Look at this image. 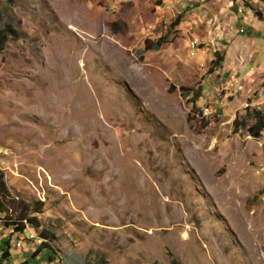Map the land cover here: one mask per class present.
<instances>
[{
    "label": "rangeland",
    "instance_id": "obj_1",
    "mask_svg": "<svg viewBox=\"0 0 264 264\" xmlns=\"http://www.w3.org/2000/svg\"><path fill=\"white\" fill-rule=\"evenodd\" d=\"M5 22L4 216L55 236L31 257L0 214L4 264H264V0H0Z\"/></svg>",
    "mask_w": 264,
    "mask_h": 264
},
{
    "label": "trees",
    "instance_id": "obj_2",
    "mask_svg": "<svg viewBox=\"0 0 264 264\" xmlns=\"http://www.w3.org/2000/svg\"><path fill=\"white\" fill-rule=\"evenodd\" d=\"M259 14H262L263 11L260 10V8H256ZM17 32L15 27L10 23V22H5L2 26H0V50L3 48L6 40L8 37L11 36H16ZM162 40V38H158L155 41H151L152 43L150 44L151 47L156 48L159 44V42ZM219 60L218 65L221 64L222 61V55L218 56ZM256 113L255 115V122L249 126V129L251 131V134L255 136L261 135L262 131L264 130V112L261 110H254ZM14 199L10 196L9 189L4 181L3 174L0 171V214L3 215L5 222H3V226L5 228H10L11 232H16V239L21 240L23 238L27 239V230L32 229L36 231L37 235L41 237L42 239L40 242H38L35 245V248L31 251L30 256L33 257L37 255L42 249L45 248H51L53 251V246L51 244L52 239L54 238L55 234L54 232L47 228L42 226L43 222L41 218L37 214H35L36 211H39L40 209L37 207H33L28 204L24 205H18V211L16 210L17 215L14 218L10 217H5L8 213V210L11 208L12 210H15L14 208ZM10 236L7 237H2L0 238V250H1V255H0V264H4V259H7L10 255V246L12 244L10 243ZM29 239V238H28ZM22 241V240H21ZM171 254V253H170ZM171 261L174 264H178L176 258L173 257L171 254ZM27 259L24 261L18 263V264H26ZM154 264H159L155 262ZM165 264V263H164Z\"/></svg>",
    "mask_w": 264,
    "mask_h": 264
},
{
    "label": "built area",
    "instance_id": "obj_3",
    "mask_svg": "<svg viewBox=\"0 0 264 264\" xmlns=\"http://www.w3.org/2000/svg\"><path fill=\"white\" fill-rule=\"evenodd\" d=\"M29 237H33V235L29 233ZM34 237H36L37 242H40L41 238L39 236L35 235Z\"/></svg>",
    "mask_w": 264,
    "mask_h": 264
},
{
    "label": "clouds",
    "instance_id": "obj_4",
    "mask_svg": "<svg viewBox=\"0 0 264 264\" xmlns=\"http://www.w3.org/2000/svg\"><path fill=\"white\" fill-rule=\"evenodd\" d=\"M37 235V234H36ZM38 236V235H37ZM41 238V237H40ZM42 239V238H41Z\"/></svg>",
    "mask_w": 264,
    "mask_h": 264
}]
</instances>
